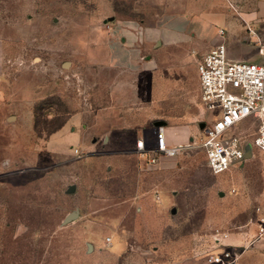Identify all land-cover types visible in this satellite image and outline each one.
Wrapping results in <instances>:
<instances>
[{
    "label": "rangeland",
    "instance_id": "rangeland-1",
    "mask_svg": "<svg viewBox=\"0 0 264 264\" xmlns=\"http://www.w3.org/2000/svg\"><path fill=\"white\" fill-rule=\"evenodd\" d=\"M214 1L187 19L175 62L148 39L180 11L159 0H0V264H207L226 234L259 233L264 153L209 172L196 65L220 28L231 61L261 64L264 8L246 23ZM158 123L184 140L151 166L135 144ZM256 124L226 136L248 146Z\"/></svg>",
    "mask_w": 264,
    "mask_h": 264
},
{
    "label": "built area",
    "instance_id": "built-area-1",
    "mask_svg": "<svg viewBox=\"0 0 264 264\" xmlns=\"http://www.w3.org/2000/svg\"><path fill=\"white\" fill-rule=\"evenodd\" d=\"M248 33L252 38L258 36L251 28ZM217 35L220 42L197 63L201 104L204 110L214 115L211 123L203 127L198 146L213 175L225 173L244 161L251 148L264 153V44L258 45V52L263 57L261 64L231 61L222 39L224 30L218 29ZM248 118L257 123L255 136L248 146L238 135L226 136L229 129ZM181 149V145L168 144L162 126L156 129L153 145H147L143 140L135 144V152L151 166H156L162 157H176ZM260 222L261 235L264 233V218ZM218 246L216 251L207 255V264H238L242 253L240 247L220 243Z\"/></svg>",
    "mask_w": 264,
    "mask_h": 264
},
{
    "label": "crops",
    "instance_id": "crops-1",
    "mask_svg": "<svg viewBox=\"0 0 264 264\" xmlns=\"http://www.w3.org/2000/svg\"><path fill=\"white\" fill-rule=\"evenodd\" d=\"M159 2L165 5L164 7L166 10L174 9L180 11L179 13H167L165 11V19L163 22H161L160 28L158 30H155L156 33H150L148 35V39L160 40V43L162 44L158 50V54H160L159 56L163 60L172 59L175 62L186 60L184 54V43L189 39V35L187 32L188 27H185V24H187L188 21L187 19L194 17V15H196L198 12H215L220 8L215 5L216 3L214 0H159ZM224 3L226 7H230L236 12L238 11L239 16L246 23L260 21V10L264 8V0H225ZM215 33L217 35L216 29ZM262 38V35H260L259 39L261 40ZM212 45L213 44L209 45L200 54H202V56L206 54ZM226 51L229 59L234 60L237 58V56H235V54L231 52L229 46L227 45ZM158 125L161 126L162 123H158ZM162 127L164 128L168 144L176 145L183 142L184 138L182 133H184V131H182L180 127ZM173 133H176L174 139L172 138ZM261 218H264V216L262 215L254 221L258 229H260L261 227ZM249 234L250 231L248 232L247 230H245L238 234H232L231 236H228L226 234L225 237L219 240H221V243L224 245L237 246L241 248L242 253L238 260V264H264V233L260 235L255 231L251 239V235Z\"/></svg>",
    "mask_w": 264,
    "mask_h": 264
},
{
    "label": "water",
    "instance_id": "water-1",
    "mask_svg": "<svg viewBox=\"0 0 264 264\" xmlns=\"http://www.w3.org/2000/svg\"><path fill=\"white\" fill-rule=\"evenodd\" d=\"M246 157H248V155H246ZM73 191V187H69L68 189V193L72 192ZM173 212V211H172ZM78 216V213L77 212H73L71 213L66 219H65V222L66 223H69L71 222L72 220H74L76 217Z\"/></svg>",
    "mask_w": 264,
    "mask_h": 264
}]
</instances>
